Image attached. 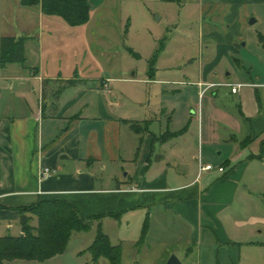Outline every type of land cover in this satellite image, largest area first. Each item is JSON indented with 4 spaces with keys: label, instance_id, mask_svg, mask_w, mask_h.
Here are the masks:
<instances>
[{
    "label": "crops",
    "instance_id": "0c3cea01",
    "mask_svg": "<svg viewBox=\"0 0 264 264\" xmlns=\"http://www.w3.org/2000/svg\"><path fill=\"white\" fill-rule=\"evenodd\" d=\"M176 1L181 3L185 18L191 16L198 23L197 36L209 52L198 79L200 89L203 86L200 94L219 87H209L211 83H241L237 93L220 85L233 95L243 87L255 88V93L243 94L236 113L210 100L207 112L202 105V112H197L201 124L195 145L206 142L210 147L226 140L233 156L240 143L251 138L259 150V140L264 139V73L259 70L256 81L220 82L211 74L222 62L235 67L238 77L243 78L247 67L252 74L254 61L246 55L245 47L253 39V24H258L257 36H264V0ZM102 3L100 0L96 7ZM33 7L40 21V36L45 24L72 26L61 16L44 14L40 6L26 8ZM91 11L92 5L90 18ZM90 18L72 27L87 26ZM258 46L259 64L263 65L264 46L260 42ZM31 52L35 61L29 69L24 71L13 63L19 67L6 73L8 83L0 87V236L15 225L21 233L19 208L40 199L64 198L82 214L100 217L95 220L100 226L103 219L111 218L119 231H129L134 221V231L139 230L136 236L130 233L116 244L111 242L122 245V264H166L176 253H167V247L180 242L181 234L189 244L187 257L198 248V264L202 246H206L204 257L209 262L218 245L241 246L242 264L262 262L264 219L252 215L239 220L230 211L241 190L242 169L235 180L200 172V162L223 166L203 149L196 169H192L197 155H192L185 139H178L177 134L164 138V134L175 132L162 130L161 122L156 129L152 119L138 118L132 105L114 94L115 82L128 80L116 77L117 67L98 63L92 72L86 64L81 66L85 70L79 71L77 63H41L39 53ZM121 94L126 101L139 102L128 92L121 90ZM213 95L219 96V92ZM211 115L215 122L225 121L234 133L222 139L220 131L211 132L203 124ZM132 122L139 125V131L131 127ZM46 167L50 173L42 175ZM161 232L166 233L165 238L159 237Z\"/></svg>",
    "mask_w": 264,
    "mask_h": 264
},
{
    "label": "rangeland",
    "instance_id": "374dc122",
    "mask_svg": "<svg viewBox=\"0 0 264 264\" xmlns=\"http://www.w3.org/2000/svg\"><path fill=\"white\" fill-rule=\"evenodd\" d=\"M99 1L91 0V18L87 26L74 28L68 24H65L66 26L55 24L52 28L45 24L40 36L38 35L41 31L40 21L34 13V7L29 10L30 8L23 6L19 0H0V60L1 38L16 36L25 37V61L18 63L23 70L29 69L35 61L32 49L39 53L41 63L43 61L53 63L56 60L66 65L77 63L79 71L85 70L81 66L88 64L92 72H95L98 63L107 68L117 67L118 76L116 77L128 80L116 81L114 94L121 96L126 104L132 105L133 113L137 114L138 118L152 119L156 123L154 125L156 129L161 127V122L164 125L162 130L177 132L178 139L186 140L192 155H197V159L193 160L192 169H196L202 149L205 155L215 158L224 167L221 171L220 166L215 163L212 170L206 171L215 173L213 174L215 178L230 177L235 180L237 173L242 169L244 175L239 182L241 190L232 204L230 210L232 216L239 220H248L252 215L257 219H264V155L261 158H249V155L254 154L253 152H256L255 154L260 152L257 148L258 144H253L254 140L247 139L240 143V148L236 149L233 156L230 154L231 146L226 140H221L220 144L210 147H207L206 142L204 146L202 143L201 146L195 145L201 124V121L197 119V112H202V105L207 112V103L210 100L236 113L238 108L236 104L239 102L242 104L243 94L248 95L250 91L255 93V88L243 87L238 94L233 95L227 86H219L200 94L203 86L200 89L198 79L209 52L197 36L198 23L192 21L191 16L185 18L186 14L180 2L176 0H103V3L96 7ZM30 11L33 13L32 16ZM190 12L193 16L195 15L191 10ZM58 19L64 21L60 17ZM251 27L253 39L251 37L245 50L246 55L254 61L252 74H249L251 67H247L243 78L238 77L235 67L226 66L222 62L214 71H219L220 74L216 76L213 72L212 79L219 82L228 79L256 81L258 79L255 74L260 71L264 73V59H261L263 65L259 64L261 63L258 50L259 37L256 30L258 24L255 23ZM70 31L73 33L69 34ZM158 49V57L152 73L150 72L151 75L153 74V80L149 74L150 60ZM248 51H251V54ZM12 64L1 65L0 62V87L8 83L6 80L9 78H6V73L19 67ZM240 68L242 70V67ZM226 71L231 74L226 75ZM133 72L134 76L131 75ZM133 78H136L135 81L131 80ZM121 90L128 92L131 98L139 102L126 101ZM214 91H218L219 96L213 95ZM202 96H204L203 99ZM223 122H215L212 115L209 120L207 118L203 120L204 126L211 132L220 131L222 139H227V136L234 131L225 124V121ZM163 137L168 138L169 134H164ZM262 140H259L260 145ZM247 159L248 164H245ZM227 160L231 163L227 164ZM183 171L186 172V169L183 168ZM232 172L234 175L229 176ZM101 222L102 232L108 234L114 244L120 238L123 239L122 236L130 235V233L136 236L139 231L138 229L134 231L133 220L128 226L129 231H119L117 224L111 218H105ZM97 225L98 222L94 221L90 230L74 232L64 252L49 259L44 261L14 259L4 261L3 264H111L107 257H101L95 261L87 250L98 233ZM19 232V225H15L8 234L18 235ZM164 234L166 233L161 232L159 237L165 238ZM169 235L173 236L172 233ZM180 237V242H172L168 245L167 253L176 252V256L184 264H198V248L195 246L194 252L187 257L189 244L186 243L183 234ZM262 238H264V231ZM205 249L206 246L201 247V264H242V248L239 245L235 247L218 245L213 249L215 251L209 258V262L204 257ZM259 264H264V256Z\"/></svg>",
    "mask_w": 264,
    "mask_h": 264
},
{
    "label": "trees",
    "instance_id": "16d2710c",
    "mask_svg": "<svg viewBox=\"0 0 264 264\" xmlns=\"http://www.w3.org/2000/svg\"><path fill=\"white\" fill-rule=\"evenodd\" d=\"M21 4L23 6L39 5L44 14L61 16L72 26L85 24L90 18V0H21ZM258 37L259 42L264 46V36L259 34ZM158 51L159 49L150 60L149 72L151 73ZM24 61L25 37L3 36L1 65ZM131 127L136 131L140 130L139 125L134 122ZM176 134L177 132L171 133L169 136ZM263 155L264 139L260 145V152L250 157L261 158ZM19 212L21 233L0 236V264L14 259L44 261L61 254L74 232L90 230L94 221L100 219V217L82 214L73 203L64 198L40 199L30 206L19 208ZM140 244L141 241L138 245ZM87 250L95 261L101 257H107L111 264H122V245L112 244L109 236L102 232L100 224H98V233Z\"/></svg>",
    "mask_w": 264,
    "mask_h": 264
},
{
    "label": "built area",
    "instance_id": "2783aa9c",
    "mask_svg": "<svg viewBox=\"0 0 264 264\" xmlns=\"http://www.w3.org/2000/svg\"><path fill=\"white\" fill-rule=\"evenodd\" d=\"M227 85L229 87H231V92L233 93H237L238 90L240 89V87L242 86L241 83H238V84H232V83H211L209 85V87H213V86H220V85ZM214 168V165L213 164H210V163H203V162H200L199 164V170L200 172H203V171H209V170H212ZM219 170L223 171L224 170V167L223 166H220L219 167ZM50 173V169L49 168H45L42 175H48Z\"/></svg>",
    "mask_w": 264,
    "mask_h": 264
},
{
    "label": "water",
    "instance_id": "95a60500",
    "mask_svg": "<svg viewBox=\"0 0 264 264\" xmlns=\"http://www.w3.org/2000/svg\"><path fill=\"white\" fill-rule=\"evenodd\" d=\"M255 19H251L250 22H254ZM166 264H182L181 260L176 256V254H172Z\"/></svg>",
    "mask_w": 264,
    "mask_h": 264
}]
</instances>
